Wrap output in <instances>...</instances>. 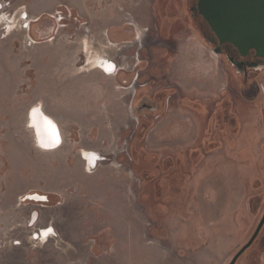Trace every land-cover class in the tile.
<instances>
[{"label": "rangeland", "instance_id": "obj_1", "mask_svg": "<svg viewBox=\"0 0 264 264\" xmlns=\"http://www.w3.org/2000/svg\"><path fill=\"white\" fill-rule=\"evenodd\" d=\"M0 16V264H228L264 211V71L215 55L181 0Z\"/></svg>", "mask_w": 264, "mask_h": 264}, {"label": "water", "instance_id": "obj_2", "mask_svg": "<svg viewBox=\"0 0 264 264\" xmlns=\"http://www.w3.org/2000/svg\"><path fill=\"white\" fill-rule=\"evenodd\" d=\"M198 10L220 45H232L242 56L255 52L256 57L264 59V0H199ZM212 52L219 56L221 48H213ZM258 70H264V66ZM42 120L43 117L40 119V127L35 126L38 142L46 147L42 143L46 133ZM263 224L264 220L255 236L237 254L231 264H235L238 258L250 247Z\"/></svg>", "mask_w": 264, "mask_h": 264}, {"label": "flooded vegetation", "instance_id": "obj_3", "mask_svg": "<svg viewBox=\"0 0 264 264\" xmlns=\"http://www.w3.org/2000/svg\"><path fill=\"white\" fill-rule=\"evenodd\" d=\"M181 2L184 5V7H186L187 9V12L189 14L188 20L190 24L195 25L196 27H198V29H200L199 33L204 36L206 43H208V45H210L212 49L216 47L221 48L220 55L226 59V61L230 64V66L233 67L239 75H242L245 79H247L250 73L258 71L259 68L264 66V59H260L256 57L255 52H250L247 56H242L240 52L234 46L229 45V44L220 45L218 43V39L216 38V36L211 31L206 21L203 19V17L199 13V10H198L199 0H181ZM118 35L120 36L117 37ZM118 35L116 34V37L113 38L114 41L118 42V41L125 39L121 35V30L120 32H118ZM102 62L103 61L101 60V62L98 61L95 64L101 65ZM109 64H112V70L116 69V65L114 63H109ZM121 71H122L121 68L117 69L116 76H120ZM260 71H264V70H260ZM127 78L129 79L131 84L133 85L136 84L137 78H134L131 74L127 75ZM124 82L127 83V81H124ZM161 105L162 103L159 100H157L153 104H150L144 100H141L136 104L135 108L138 107L139 110L141 111L151 113V112H155L159 110ZM135 111L137 112V109ZM263 220H264V211L262 212V215L260 216V218L256 221L254 229L252 230L248 240L242 245L240 249H238V251L235 253V255L232 257V259L230 260L228 264H231L234 258L237 256V254L252 240L259 226L263 222ZM254 251L263 255L262 259L264 258V224L261 227L259 233L257 234L255 240L250 245V247L238 258L235 264H239L244 257H246L250 252H254ZM250 259L251 258H249L248 261H250Z\"/></svg>", "mask_w": 264, "mask_h": 264}, {"label": "bare ground", "instance_id": "obj_4", "mask_svg": "<svg viewBox=\"0 0 264 264\" xmlns=\"http://www.w3.org/2000/svg\"><path fill=\"white\" fill-rule=\"evenodd\" d=\"M18 14H20V12H17V16H15V18H17V17L19 18ZM5 18H6L5 16H0V19H2V20H5ZM7 24H9L8 21L6 22V25ZM8 27H9V25H8ZM8 29H10V27ZM93 66H94V63H92L91 67H93ZM38 114H39V112H38ZM40 117H41V114H40ZM43 117L44 118L42 121H43V124L45 125L44 128H45L46 133L44 136L45 140L42 143H44V145L46 147H50V146L55 147L60 143L59 133L55 129L57 126L55 127V124L52 123L53 121L51 119H48L46 116H43ZM39 120H40L39 118H38V120L37 119L34 120L36 126H37V121H39Z\"/></svg>", "mask_w": 264, "mask_h": 264}]
</instances>
